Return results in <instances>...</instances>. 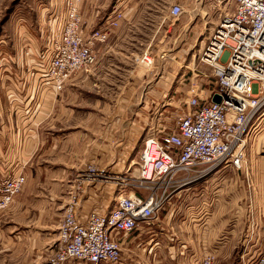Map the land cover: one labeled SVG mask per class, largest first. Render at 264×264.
Here are the masks:
<instances>
[{"label":"rangeland","instance_id":"374dc122","mask_svg":"<svg viewBox=\"0 0 264 264\" xmlns=\"http://www.w3.org/2000/svg\"><path fill=\"white\" fill-rule=\"evenodd\" d=\"M65 1L0 0V66L15 64L10 61L9 55L25 43L24 31L37 30L40 10L47 8L46 11L43 9L44 13L58 9ZM174 1L186 5L182 6L181 16H184L185 22L191 21L182 32L179 49L186 47L182 46L185 40L189 42L195 38L194 33L198 32L203 22H208L207 28L214 26L218 11L204 6L202 1L108 0L102 18L114 9L121 10L124 14L123 26L116 31H108L107 38L94 47V62L72 74L60 91L40 93L38 114L31 119L32 148L28 151V158L23 160L26 183L11 206L0 213V264H44L47 261L57 240L66 206L73 195L82 197L83 172L88 164H99L97 159L90 158L95 154L91 151L92 145L103 139L105 131L113 123L118 127L117 140L123 138L125 132L127 139L126 145L117 149V158L111 163L114 174H123L131 160L135 163L128 172L136 174L140 143H133L139 128L163 108V100L160 101L158 95L157 98L149 96L145 103L128 101L133 95H140L148 89L147 80L160 79L155 88L161 93L167 88H164L167 79L161 78V75L175 81L170 89L178 87L175 101L169 103V109L164 112L167 125H173L175 110L184 107L180 98L185 92V99L190 81L201 83L214 80L211 74L213 68L194 60L193 53L199 49V40L187 57L174 58L172 53L166 54V49L172 45L170 38L173 33L166 34L160 30L157 20L167 17L169 6ZM115 3L118 4L116 8L113 7ZM205 10L207 15L203 14ZM204 33H207L206 30L200 34L201 38ZM145 51L159 62L155 66L160 67V72L153 68L154 62L150 66L140 62V56ZM190 60L194 62L198 75L188 66ZM19 63L26 68L24 58ZM201 73L210 78L206 80L207 77ZM138 80L141 83L139 87H133L131 83H138ZM156 100L158 104L154 102ZM133 118L139 125L137 128L131 125ZM260 121L254 139L247 145L242 168L237 171L228 167L218 168L205 178L226 179L214 189L219 193L212 220L204 222L203 213L202 222H198L193 211L199 214V207L197 210L180 211L172 232L163 223L169 210L167 202L150 225H140L147 232L141 231L140 238L136 240L138 245L141 243L134 249L137 264H198L209 250L205 244L211 241L223 247L215 256L217 264H241V261L251 264L260 256L264 249V115ZM130 126L133 128L131 131ZM131 149L128 160H125ZM103 186L100 183L85 187L82 195L89 194L81 198L84 212L100 200L98 193ZM233 229L234 234L230 236ZM246 230L258 233V236L253 235L259 237L260 247L246 243L233 248L237 237Z\"/></svg>","mask_w":264,"mask_h":264},{"label":"built area","instance_id":"2783aa9c","mask_svg":"<svg viewBox=\"0 0 264 264\" xmlns=\"http://www.w3.org/2000/svg\"><path fill=\"white\" fill-rule=\"evenodd\" d=\"M196 1L218 11L214 26L207 28L205 22V42L193 53L195 61L213 68L214 80L203 74L209 82L190 81L184 107L175 110L173 125L165 123L166 110L162 109L169 106L167 102L140 130L133 143H140L135 175L128 172L132 160L119 175L111 165L88 164L81 176L82 197H71L44 264H130L123 258V247L137 236L136 231L147 232L140 225H150L172 193L205 180L218 168H242L247 145L264 115V0ZM79 2L65 1L63 13L53 17L47 46L29 53L25 78L35 80L39 95L60 91L72 74L90 66L96 44L124 17L121 10L114 9L103 19L102 27H93ZM182 13L183 7L177 3L168 9L173 19ZM139 60L146 66L154 62L146 51ZM215 94L219 102L212 100ZM25 112H29L28 106ZM23 167L0 173V213L23 190ZM100 183L104 185L98 193L100 200L84 212L81 198L89 194L82 195L85 187ZM215 256L206 252L198 264H214ZM251 264H264V249Z\"/></svg>","mask_w":264,"mask_h":264},{"label":"crops","instance_id":"0c3cea01","mask_svg":"<svg viewBox=\"0 0 264 264\" xmlns=\"http://www.w3.org/2000/svg\"><path fill=\"white\" fill-rule=\"evenodd\" d=\"M107 2L108 0H80L79 6L81 12L84 18L88 21V23L91 26L102 27L103 19H104L102 17L104 15V8ZM175 3L180 4L183 7L186 6L179 1H174L171 3V5ZM117 5L118 4L115 3L113 7L116 8ZM43 9L45 10L47 8H42L41 10L39 9L40 10L39 19L37 26L35 27V29L37 28V30H34V32H30V30L24 31L23 41H25V43L21 44V46L18 47L19 49L17 50L15 49V52L9 55V58H11L10 61L12 60L11 62L15 64L0 66V173L4 171L16 169L20 165H23L24 164L23 160H26L28 158V153H29L28 151H30V149L32 148L31 132L33 131V129L30 128L33 124L31 122V119H35V117L38 114L36 110H39L37 109V104H39L40 102L41 95L35 93V80L32 77L28 76L27 78L24 79L26 70L28 69L29 66V62H28L29 53L33 52V50L39 52L47 46L46 43L47 34L49 33L51 26L54 25L55 19H53V17L56 14V12L58 13L60 11V13H63L64 5L61 4V6L58 9H53L52 11H48L44 13H43ZM205 13H208V11L205 10L203 14ZM109 14L110 13H108L107 15ZM201 16H203L202 13ZM123 22L124 21L122 19L120 25L111 31H116L119 28H121L124 24ZM189 24H191V21L185 22L184 16H180L178 19H173L172 17L167 15V17L163 16L157 20V25L160 30L162 29V31L165 32L166 34L170 32L173 33L172 37L170 38L171 40L169 39L172 45H170V48L166 49L167 52L166 54L169 55V53H172L171 55H173L174 58L176 56L180 58L184 56L187 57L188 54L190 53V49H192V46H194L198 40L200 41V45L201 46L203 45L205 39L201 38L200 34H202L203 31L205 30L204 22L201 28L199 26L200 29L198 28V32L196 31L194 33L195 38L191 39L189 42L185 40V43L182 44V46L185 45L186 47L183 49H179L180 48L179 46L181 45L182 42V38H181L182 32L185 31L186 26ZM21 58H24V62L26 63V68L20 66L21 63H19V61L21 62ZM163 61H167V60H162L161 62ZM157 62L158 61H154L155 64H153L154 65L153 68H155L157 71L160 72V67L155 66ZM188 66L189 67L191 66V68L194 69L196 73V70L194 68V62L192 60H190ZM6 71L8 75L5 73ZM196 75L198 74L196 73ZM201 75L203 76L202 73ZM161 78L167 79V84L164 85V88L165 87L167 88L164 89L162 93L158 92L155 88L160 84L161 80L158 78L157 80L155 78L154 81L149 79L146 81V86L148 89L142 91L140 95H135V96L133 95L132 98L128 101L138 104L142 102L145 103V100L149 96L157 98L156 95H158L160 97V101L163 100V103H167L169 100V103L172 104L175 101V94L179 92V91L177 92L178 87L175 86V89L174 88L170 89L172 86L174 87L175 84L173 78H167L164 75H161ZM206 80H208V78H206ZM131 84L133 85V87H139L141 83L140 80H138V83H135L134 81V83ZM184 93L183 96L180 98V102H184ZM167 97L169 98L166 99ZM177 98H179V96H177ZM154 102L156 104L159 103L158 100ZM27 106L29 107L28 113L25 112V107ZM168 109L169 107H166L165 109L162 110H168ZM131 125L135 126L136 128L139 126L136 121V118H133ZM142 128L143 127L140 126L139 129L141 130ZM132 129L133 128L130 126L129 130L131 131ZM117 132H118L117 125L114 123L111 124L109 128H107V130L105 131V135L103 139L99 140V142L92 145L91 151H94L95 154L90 155V158L92 157L97 159L99 165H101L102 167L111 165V163L114 162L117 158L118 155L117 149L120 148L123 144L124 146L126 145V141H127L126 132L123 134L124 137L123 138L121 137L118 140H117ZM222 181L224 182L226 181V179H205L193 183L187 188H183L172 193L168 199L167 205L169 210H167V213L164 216V221H163L164 226L165 227L169 226L170 230L174 232L173 230L175 228L173 225L175 224L176 221L175 219L178 213L180 211H184L187 209L193 210V208H195L196 210L200 208L199 210H201L199 213L200 215L195 213V211H193L194 214L197 215L196 220H198V222L199 221L202 222L201 216L203 215V213H205L204 216L205 219L203 221L204 222L211 221L213 212L215 210L214 204L216 201V197L218 196L217 193H219V191H214V189L217 188L219 182ZM200 200L201 202H199ZM203 201H205L204 205L202 204ZM164 226L162 225V228H164ZM167 230H169L168 227ZM233 232L234 229L231 230L230 236H233L234 234ZM253 234H256V236H258V233L256 231L252 230L251 232H249V230H246L242 235H239L237 237L236 239L237 242L235 243L236 246L233 245V248H236L240 244L243 245L246 243H249V245H251L252 247L253 246L260 247L259 237L255 238ZM135 235L137 236L133 237L130 243L124 246L122 250V255L125 262L130 264L138 263L136 256H134L137 254V252H135L134 249L138 248L141 244L139 242L138 245V243L136 242V240L140 238L141 233L139 234L138 231H136ZM205 245L208 246L209 248V250H207L206 252H210V251L214 252L216 257L220 249L223 248L218 246L216 243H214V241H211L210 243H208V245L207 244ZM262 247H264V244ZM149 249L148 252L150 251ZM217 263L218 260L217 262L215 260L214 264ZM228 264H232V263L230 262Z\"/></svg>","mask_w":264,"mask_h":264},{"label":"water","instance_id":"95a60500","mask_svg":"<svg viewBox=\"0 0 264 264\" xmlns=\"http://www.w3.org/2000/svg\"><path fill=\"white\" fill-rule=\"evenodd\" d=\"M212 100L214 102H219L220 101V97L217 94H215V95H213Z\"/></svg>","mask_w":264,"mask_h":264},{"label":"bare ground","instance_id":"6f19581e","mask_svg":"<svg viewBox=\"0 0 264 264\" xmlns=\"http://www.w3.org/2000/svg\"><path fill=\"white\" fill-rule=\"evenodd\" d=\"M132 163L134 164V163H135V161H132Z\"/></svg>","mask_w":264,"mask_h":264}]
</instances>
